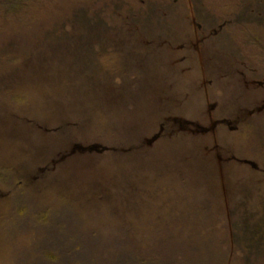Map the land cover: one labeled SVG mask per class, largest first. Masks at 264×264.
Segmentation results:
<instances>
[{"label": "rangeland", "instance_id": "1", "mask_svg": "<svg viewBox=\"0 0 264 264\" xmlns=\"http://www.w3.org/2000/svg\"><path fill=\"white\" fill-rule=\"evenodd\" d=\"M6 2L0 5V190L6 194L0 264H98L48 263L38 254L55 249L63 231L92 229H102L105 246L121 243L125 253L135 252L130 243L141 232L166 236L173 255L162 256V264H264V176L225 167L224 193L214 142L181 132L144 145L164 116L192 112L171 99L182 101L191 79L171 74L167 52L122 36V19L98 0ZM159 25L143 23L141 33L166 37ZM130 49L143 62L114 75L103 59L131 63L122 55ZM95 144L97 151L80 152ZM159 241L141 253L166 255Z\"/></svg>", "mask_w": 264, "mask_h": 264}, {"label": "flooded vegetation", "instance_id": "2", "mask_svg": "<svg viewBox=\"0 0 264 264\" xmlns=\"http://www.w3.org/2000/svg\"><path fill=\"white\" fill-rule=\"evenodd\" d=\"M98 1L104 12L113 7L122 19L118 22L122 36L132 37L149 51L164 49L171 74L191 79L184 99H171L179 102L176 107L186 106L192 112L188 117L164 116L154 136L183 132L214 142L215 170L225 191V167L228 173L236 172L238 165L264 176V0H201L196 7L191 0ZM143 23L162 24L155 28L166 31L157 33L167 36L146 38ZM122 55L131 63L112 64L114 75L123 67V73L136 67L137 59L140 64L144 60L134 49ZM193 92L199 95L198 105ZM225 137L230 140L227 146L222 145ZM43 171L39 169L37 177ZM3 196L0 193V199Z\"/></svg>", "mask_w": 264, "mask_h": 264}, {"label": "trees", "instance_id": "3", "mask_svg": "<svg viewBox=\"0 0 264 264\" xmlns=\"http://www.w3.org/2000/svg\"><path fill=\"white\" fill-rule=\"evenodd\" d=\"M14 2L15 0H12V5ZM6 4V0H0V5ZM29 217L31 219L35 217L36 220H38L39 217V220L41 221L46 219V216L41 214H33ZM30 228L32 227H29V229ZM29 229L24 230V232L32 233L33 231H30ZM17 231L22 230L17 229L16 232ZM17 234H20V232H17ZM117 235L121 236L118 233ZM65 236L69 237V240L66 242H64ZM102 236V229H92V231L88 232V234L77 232L72 236L67 235V232L63 231L60 233L58 239L55 240V249L51 250L49 247H44L42 252H38L40 256L39 259L42 261H48V263H53V261L56 260L62 263H71L75 261H95L98 262V264H162V256L173 255V251L165 247V245L168 243V238L166 236L163 238V236H156L150 233L141 232L136 237V243H130L136 248L135 252L128 253H125L124 248L122 249L121 243H118V246H108L107 242L105 241L107 245L105 246ZM155 237L160 238V241L157 243V245L163 247L166 255H162L160 253H149L147 251L141 253L140 249L148 250L152 246V239ZM85 254L91 257L81 259ZM37 262H40V260H37Z\"/></svg>", "mask_w": 264, "mask_h": 264}]
</instances>
